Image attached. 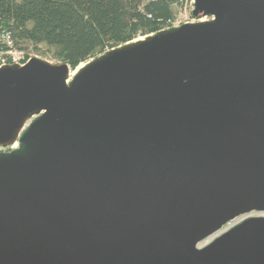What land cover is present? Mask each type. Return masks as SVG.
<instances>
[{"label":"water","instance_id":"water-1","mask_svg":"<svg viewBox=\"0 0 264 264\" xmlns=\"http://www.w3.org/2000/svg\"><path fill=\"white\" fill-rule=\"evenodd\" d=\"M192 15L0 67V264H264V0Z\"/></svg>","mask_w":264,"mask_h":264},{"label":"trees","instance_id":"trees-1","mask_svg":"<svg viewBox=\"0 0 264 264\" xmlns=\"http://www.w3.org/2000/svg\"><path fill=\"white\" fill-rule=\"evenodd\" d=\"M184 0H0V54L45 44L72 70L113 48L156 33ZM9 34L10 47L3 37Z\"/></svg>","mask_w":264,"mask_h":264},{"label":"rangeland","instance_id":"rangeland-1","mask_svg":"<svg viewBox=\"0 0 264 264\" xmlns=\"http://www.w3.org/2000/svg\"><path fill=\"white\" fill-rule=\"evenodd\" d=\"M192 11H193V8H192V5H191V0H184L182 3L176 4V5L173 6V15H174V17H179L178 19H183V20L187 19V18L191 19V16H193L192 15ZM144 37L145 36L141 35L137 39H142ZM23 53L25 55V60L28 57L32 56V58L33 57H39V58H42V59H46V60H48V61H50L52 63H61L59 61V59L54 57L53 50L50 47H48L47 45H45V44H41L38 47H35L34 45H27L26 48L23 50ZM80 69L81 68H77L76 69L77 70L76 73ZM74 71L75 70H72V72H74ZM257 215H259V214L258 213H252V214H249L247 217H249V216H257Z\"/></svg>","mask_w":264,"mask_h":264},{"label":"built area","instance_id":"built-area-1","mask_svg":"<svg viewBox=\"0 0 264 264\" xmlns=\"http://www.w3.org/2000/svg\"><path fill=\"white\" fill-rule=\"evenodd\" d=\"M191 5L192 8L194 9V0H191ZM179 17H174V15L169 18L162 26V28H171V27H175V26H180L184 23H193V22H198V21H205L210 19L209 17H204V18H195L193 16H191V19L187 18V19H178ZM3 37L6 39L8 45L10 47L13 46V42L11 40V37L9 34H3ZM7 53H9L11 55V60H8L7 58H5L2 54H0V67L7 65V64H13V63H20L23 59H25V55L23 53V51L20 50H9ZM247 217H240L237 220H235L232 223L233 225L238 224L239 222H241L242 220H244ZM231 226V227H232Z\"/></svg>","mask_w":264,"mask_h":264},{"label":"bare ground","instance_id":"bare-ground-1","mask_svg":"<svg viewBox=\"0 0 264 264\" xmlns=\"http://www.w3.org/2000/svg\"><path fill=\"white\" fill-rule=\"evenodd\" d=\"M194 17V16H193ZM172 28V27H171ZM166 29H169V28H162L161 30H166ZM136 40V39H135ZM34 58V57H33ZM32 59V56L31 57H28L26 60L25 59H23L20 63H18V64H21V65H25V63H28L30 60ZM23 62V63H22ZM84 66V63H82V64H80L79 65V67L78 68H81V67H83ZM2 67V66H1ZM76 71L77 70H75L74 72H72L73 74L72 75H75V73H76ZM18 146V144H15V146L14 147H17Z\"/></svg>","mask_w":264,"mask_h":264}]
</instances>
